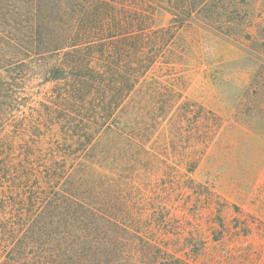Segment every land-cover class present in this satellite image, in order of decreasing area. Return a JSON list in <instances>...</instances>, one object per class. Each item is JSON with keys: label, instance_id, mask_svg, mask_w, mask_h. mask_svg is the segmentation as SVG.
Masks as SVG:
<instances>
[{"label": "trees", "instance_id": "16d2710c", "mask_svg": "<svg viewBox=\"0 0 264 264\" xmlns=\"http://www.w3.org/2000/svg\"><path fill=\"white\" fill-rule=\"evenodd\" d=\"M194 40L253 56L264 109V0H0V264H258V219L193 178L230 127L186 94Z\"/></svg>", "mask_w": 264, "mask_h": 264}, {"label": "rangeland", "instance_id": "374dc122", "mask_svg": "<svg viewBox=\"0 0 264 264\" xmlns=\"http://www.w3.org/2000/svg\"><path fill=\"white\" fill-rule=\"evenodd\" d=\"M170 20L169 12L163 9L156 11L157 27L168 25ZM185 34L190 38L194 37L191 31ZM195 38L196 36L192 39ZM207 54L206 57L205 50L196 43L187 57L185 73L189 88L186 94L214 110L230 127L224 137L226 150L215 153L209 163H202L193 178L199 181L210 179L231 203H236L243 211L258 219V225L254 229L255 232L258 231V238L249 237L246 243L258 245V264H264V109L259 107L254 117L249 116L246 108L241 109L245 112L238 115L257 62L253 56L231 42L213 46L208 49ZM261 101L264 102V97H258V102ZM252 114L253 112L250 115ZM249 119L258 120L255 129L250 127ZM234 141H238L237 147H231ZM233 211L234 208L231 207L226 213L231 215ZM201 217V220L192 221L188 228L194 232L207 230L209 216ZM220 248L215 242L209 241L204 253L198 257L197 264H231L234 260L222 254ZM220 255L224 257H219ZM239 264L250 262L246 259Z\"/></svg>", "mask_w": 264, "mask_h": 264}]
</instances>
